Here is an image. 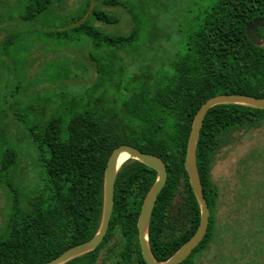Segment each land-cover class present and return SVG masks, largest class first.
<instances>
[{"label":"trees","instance_id":"16d2710c","mask_svg":"<svg viewBox=\"0 0 264 264\" xmlns=\"http://www.w3.org/2000/svg\"><path fill=\"white\" fill-rule=\"evenodd\" d=\"M20 1L23 9L10 20L47 19L56 15L55 10L63 2ZM103 3L126 8L121 0ZM86 5L82 14L46 31L45 36L65 43H78L83 36L88 37L86 42L94 50L88 57L97 73L92 85H111L113 92L103 91L91 103L81 102L82 109L73 114L66 128L64 120L55 116L47 123L27 126L48 184L27 204L21 205L15 199L5 237L0 241V264H46L68 248L92 238L102 215L108 159L123 144L156 155L167 165V182L149 227L157 259L167 260L200 225V206L185 168L196 113L216 95L264 97V27L259 30L262 45L254 44L246 35L249 23L264 18V0H217L196 29L187 33L184 52L170 69L154 74L147 68L143 75H131L125 85L114 74L124 71L125 62L119 65L117 61L124 55L132 56L140 39V16L127 8L133 21L130 32L109 34L95 26L93 20L117 23L119 17L99 8L94 0ZM17 38L16 32L6 35L3 49L17 44ZM17 119L25 123L22 118ZM263 125L264 109L241 104L217 105L207 113L197 145V164L211 211L210 223L204 239L180 264H196V257L215 239L220 192L212 170L217 154L234 143V134ZM16 160L17 151L5 150L0 156V176L9 172ZM156 179L157 171L138 160L129 159L122 165L115 183L112 225H119L124 233L130 227L137 236L139 214ZM6 185L15 191L11 183ZM261 214L263 220L264 212ZM259 229L263 239L264 220ZM249 234L241 264H264V239L257 245L254 234ZM74 260L77 259L66 264H73Z\"/></svg>","mask_w":264,"mask_h":264},{"label":"rangeland","instance_id":"374dc122","mask_svg":"<svg viewBox=\"0 0 264 264\" xmlns=\"http://www.w3.org/2000/svg\"><path fill=\"white\" fill-rule=\"evenodd\" d=\"M88 1L63 0V8L54 9L55 16L23 22L9 19L20 14L22 1L0 0V156L7 149L17 151L16 163L0 176V241L5 237L15 199L21 205L27 204L48 184L27 126L47 123L55 116L64 120L66 128L73 114L82 109L81 102L91 103L103 91L113 92L111 85H92L97 75L88 57L94 51L86 42L88 37L83 36L78 43H65L45 36L46 31L82 14ZM94 1L99 8L119 17L117 23L93 20L95 26L109 34L130 32L133 21L128 9L140 16V39L132 56L124 55L117 61L119 65L125 62L124 71L114 74L125 85L131 75H143L147 68L154 74L170 69L184 52L187 33L196 29L217 0H121L126 8ZM12 32L18 33L17 44L3 49L6 35ZM234 137V143L223 147L215 159L212 177L220 192L217 233L196 257V264H241L249 233L254 234L257 245L264 239L259 229L264 220V125Z\"/></svg>","mask_w":264,"mask_h":264},{"label":"water","instance_id":"95a60500","mask_svg":"<svg viewBox=\"0 0 264 264\" xmlns=\"http://www.w3.org/2000/svg\"><path fill=\"white\" fill-rule=\"evenodd\" d=\"M262 26H264V18H257L246 26L247 37L256 45L263 44V39L259 33V27ZM224 104H241L264 109V97H256L246 94L216 95L207 100L196 113L188 141L185 168L190 179V184L200 206V225L195 234L170 258L165 261H159L154 256L149 243V227L152 214L159 194L167 182V165L160 157L156 155L142 152L132 145L123 144L114 149L108 159L104 180L102 221L99 230L91 239L68 248L59 256L47 262L46 264H66L77 257L93 251L102 242L105 235L107 234L110 220L114 211L115 183L117 174L122 165L129 159L138 160L157 171V179L143 202L138 218L139 236L145 261L147 264H180L185 261L206 236L211 214L208 202L205 197V192L197 164L198 140L207 113L211 108ZM125 154L129 155L128 159L120 163V158Z\"/></svg>","mask_w":264,"mask_h":264},{"label":"flooded vegetation","instance_id":"af4514ba","mask_svg":"<svg viewBox=\"0 0 264 264\" xmlns=\"http://www.w3.org/2000/svg\"><path fill=\"white\" fill-rule=\"evenodd\" d=\"M263 27L264 26L259 27V30ZM101 221L102 215L97 231L100 228ZM129 228L128 231L124 233L119 225H112L110 220L107 234L102 242L93 251L75 258L77 260H74L76 262L73 264H144V262L147 264L142 253L138 221L137 236L134 234V231ZM150 248L156 257L151 243Z\"/></svg>","mask_w":264,"mask_h":264},{"label":"crops","instance_id":"0c3cea01","mask_svg":"<svg viewBox=\"0 0 264 264\" xmlns=\"http://www.w3.org/2000/svg\"><path fill=\"white\" fill-rule=\"evenodd\" d=\"M58 8H61V9L63 8L62 3H61V5L58 6ZM95 72H96V71H95ZM95 75H97V73H96ZM96 77H97V76H95L94 79H96ZM68 80H71V79H68ZM73 80H76V79H73ZM73 80H71V81H73ZM42 85H43V86H45V85L50 86L48 83H47V84L44 83V84H42ZM45 87H46V86H45ZM2 91H3V88H2L1 85H0V94H2Z\"/></svg>","mask_w":264,"mask_h":264},{"label":"bare ground","instance_id":"6f19581e","mask_svg":"<svg viewBox=\"0 0 264 264\" xmlns=\"http://www.w3.org/2000/svg\"><path fill=\"white\" fill-rule=\"evenodd\" d=\"M129 155L125 154L120 158V163H122L123 161H125L126 159H128Z\"/></svg>","mask_w":264,"mask_h":264}]
</instances>
